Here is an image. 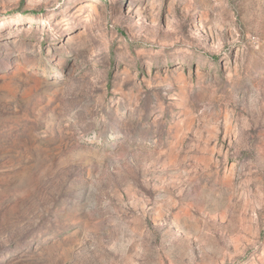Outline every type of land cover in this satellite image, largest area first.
<instances>
[{"label": "rangeland", "instance_id": "374dc122", "mask_svg": "<svg viewBox=\"0 0 264 264\" xmlns=\"http://www.w3.org/2000/svg\"><path fill=\"white\" fill-rule=\"evenodd\" d=\"M0 264H264V0H0Z\"/></svg>", "mask_w": 264, "mask_h": 264}]
</instances>
